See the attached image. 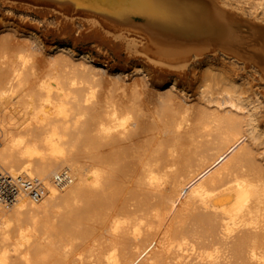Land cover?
I'll return each instance as SVG.
<instances>
[{
  "label": "bare ground",
  "instance_id": "6f19581e",
  "mask_svg": "<svg viewBox=\"0 0 264 264\" xmlns=\"http://www.w3.org/2000/svg\"><path fill=\"white\" fill-rule=\"evenodd\" d=\"M64 1L204 90L2 38L0 264H264V0Z\"/></svg>",
  "mask_w": 264,
  "mask_h": 264
},
{
  "label": "rangeland",
  "instance_id": "374dc122",
  "mask_svg": "<svg viewBox=\"0 0 264 264\" xmlns=\"http://www.w3.org/2000/svg\"><path fill=\"white\" fill-rule=\"evenodd\" d=\"M258 1L260 0H251V8L247 10L259 13L260 9L253 6H256ZM60 2L61 0H0V42L3 41L2 38L17 39L21 42L29 38V40H25L27 43L28 41L29 43H42V49L48 50L63 46L70 49L75 56L81 53L93 66L105 67L109 70H121L128 74L135 73L134 75L137 76L144 71L154 77L159 84L162 81L167 84L175 82L178 87L193 98L198 97L200 92L204 90V83L200 77L209 64L201 66L199 62L191 61L184 68H177L174 65L175 68H171L172 65L159 64L152 59L153 62H151L149 56L141 54L140 50L143 49L142 44L145 42L141 35L133 34L134 32H130L131 30L122 32L113 24L110 17H102L99 13L83 11L81 8H72L68 5L69 2ZM62 3L68 7H65V4L62 6ZM69 4L71 5V3ZM102 18L108 19L111 23ZM133 20L134 23L141 21L137 16ZM115 38L117 39L115 40ZM136 49L138 50L137 53L135 52L137 55L133 51ZM211 66L213 67V65ZM246 70L247 73L244 78L247 87L249 90L259 91V97L264 92V84L260 80L259 72L253 65H249ZM259 101L262 102L261 105L264 104V97H259ZM192 102L194 103V101ZM262 121L264 122V118ZM261 130L264 132V125Z\"/></svg>",
  "mask_w": 264,
  "mask_h": 264
},
{
  "label": "built area",
  "instance_id": "2783aa9c",
  "mask_svg": "<svg viewBox=\"0 0 264 264\" xmlns=\"http://www.w3.org/2000/svg\"><path fill=\"white\" fill-rule=\"evenodd\" d=\"M6 185H8V184L5 183V184L3 185V187L6 188V187H7ZM9 187H10V186H8V188H9ZM14 189H15L14 186L9 188V190H13V191H14ZM13 191H11V192H13Z\"/></svg>",
  "mask_w": 264,
  "mask_h": 264
}]
</instances>
